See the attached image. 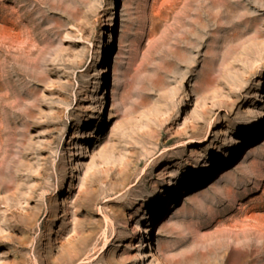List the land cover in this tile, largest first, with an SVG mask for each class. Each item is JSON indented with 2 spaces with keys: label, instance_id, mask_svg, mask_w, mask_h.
I'll return each mask as SVG.
<instances>
[{
  "label": "rangeland",
  "instance_id": "obj_1",
  "mask_svg": "<svg viewBox=\"0 0 264 264\" xmlns=\"http://www.w3.org/2000/svg\"><path fill=\"white\" fill-rule=\"evenodd\" d=\"M263 33L264 0H0V264H264Z\"/></svg>",
  "mask_w": 264,
  "mask_h": 264
},
{
  "label": "bare ground",
  "instance_id": "obj_2",
  "mask_svg": "<svg viewBox=\"0 0 264 264\" xmlns=\"http://www.w3.org/2000/svg\"><path fill=\"white\" fill-rule=\"evenodd\" d=\"M199 15L200 16L199 17L197 16L196 19L199 18L200 20L205 21L208 28L212 27V23L214 21H218V20L221 21L224 18L226 19V18L230 17L229 15L224 16L221 14L214 15V14H207V13L205 15H201V14H199ZM233 18H235V17H233ZM233 18L231 17V19H233ZM214 26L216 27V23ZM212 30H214V29H211V31ZM260 43H261L260 49L264 48V33L262 34V39H261ZM262 56H263V53H261L260 57H262ZM192 71H191V73H192L191 75H190V73L186 74L187 75L186 80L188 82L191 81V83H193L195 81V80L194 81L192 80L195 77L196 78L199 77L200 80H198V81L194 82V84L190 85V88H192V92L189 93V96L187 99H185L186 96L183 95L182 88H177L176 90L163 89L157 94V96L153 100H151L148 103L138 102L135 99H131L128 110L131 113H142V112L154 113V112L158 111L161 107H164L165 109L177 108V107L183 106L188 101L192 102L193 100L195 101V104L197 105L199 103V98H198L197 93H196V89H197V87H199L198 84L202 81L201 83H206L208 85H211V84L219 82L224 77V72L222 70H213V72H210V73L198 71V70H192ZM188 75H190V76H188ZM248 85L249 84H247V82L241 78H232V80L230 82H228L226 89H228L230 91V93H237V92L246 90L247 89L246 87ZM112 95H113V99H115V97H116L115 91L112 92ZM202 110L204 113H206L210 110V108L207 105V106H204L202 108ZM112 111H114V106L112 107ZM112 117L115 118V117H120V116L113 115ZM152 118H153V121L156 122L157 118L154 117V114H153ZM144 138H145V136L142 132H140L138 130H129V131H126L122 134L121 143L129 144L130 141L142 140ZM85 165L86 164L79 162V164H78V166L80 168L79 171H81V167L85 166ZM100 165H101L100 169H102L103 165L102 164H100ZM98 173L99 172H95L93 174V178L91 179V182L99 179L100 176ZM88 203L89 204H87V206H86V212L87 213H91L93 211H104V212L108 211V208L104 207L102 204H92L90 202H88ZM167 224L168 223H166L165 225H167ZM141 229L142 228L140 226H138L136 228V232H139Z\"/></svg>",
  "mask_w": 264,
  "mask_h": 264
}]
</instances>
